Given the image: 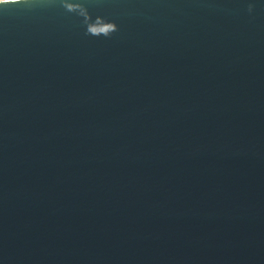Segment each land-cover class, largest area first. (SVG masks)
Masks as SVG:
<instances>
[{"label":"water","instance_id":"95a60500","mask_svg":"<svg viewBox=\"0 0 264 264\" xmlns=\"http://www.w3.org/2000/svg\"><path fill=\"white\" fill-rule=\"evenodd\" d=\"M0 264H264V0L0 4Z\"/></svg>","mask_w":264,"mask_h":264},{"label":"snow or ice","instance_id":"6c2138e0","mask_svg":"<svg viewBox=\"0 0 264 264\" xmlns=\"http://www.w3.org/2000/svg\"><path fill=\"white\" fill-rule=\"evenodd\" d=\"M21 0H0V4H5V3H20Z\"/></svg>","mask_w":264,"mask_h":264}]
</instances>
